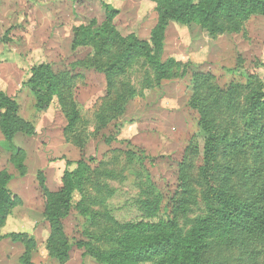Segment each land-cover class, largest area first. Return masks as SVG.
<instances>
[{"label":"rangeland","instance_id":"1","mask_svg":"<svg viewBox=\"0 0 264 264\" xmlns=\"http://www.w3.org/2000/svg\"><path fill=\"white\" fill-rule=\"evenodd\" d=\"M157 23L152 0H0V91L15 99L18 114L35 128L32 135L16 133L9 139L0 126V174L7 175L17 197L0 223V264H100L75 245L64 261L48 249L49 193L61 190L64 171L83 161L121 172L112 182L122 189L121 204L145 167L168 195L191 138L197 136L202 145L198 114L190 103L192 75L210 73L221 87L240 83L264 89V15L251 13L214 34L199 23L169 20L159 32L162 45L154 50L167 63L161 79L145 58L127 55L133 39L151 41ZM83 27L100 34L87 42ZM36 67L51 69L59 83L42 108L28 84ZM69 102L87 139L67 129ZM131 153L144 158L143 167L131 162ZM202 193L203 185L195 180L190 216L203 209ZM132 213L115 211L123 219ZM83 221L72 210L62 219V229L71 239L79 237ZM12 233H23V240H12ZM222 259L234 264L231 256Z\"/></svg>","mask_w":264,"mask_h":264},{"label":"trees","instance_id":"2","mask_svg":"<svg viewBox=\"0 0 264 264\" xmlns=\"http://www.w3.org/2000/svg\"><path fill=\"white\" fill-rule=\"evenodd\" d=\"M152 1L158 23L151 41L133 39L127 55L145 58L158 79L165 76L167 63L160 61L154 50L162 45L159 32L169 20L199 23L214 34L223 31L225 23H236L251 13L264 15V0ZM112 17L113 11L107 12V18ZM107 30L113 32L112 27ZM81 32L87 42L100 34L89 27ZM28 84L39 108L59 85L48 67L31 69ZM190 103L198 114L203 140L200 145L194 135L185 147L174 191L164 195L144 167L130 182L133 192L119 204L117 196L122 189L112 182L121 172L77 161L73 169L64 171L61 190L49 193L53 208L47 215L52 227L48 249L52 254L64 261L75 245L100 264H226L224 254L231 256L234 264H264V89L240 83L221 87L210 73L195 72ZM0 112L1 130L7 138L34 133L32 122L18 114L15 99L3 91ZM66 115L68 131L87 139L71 102L66 105ZM129 158L143 167L144 158L134 153ZM7 178L0 174V223L17 201ZM195 180L203 185L204 207L190 216ZM126 208L133 210L131 218L116 216L115 211ZM72 210L83 217L84 224L80 236L71 239L61 221ZM23 236L12 233L10 237L22 241Z\"/></svg>","mask_w":264,"mask_h":264}]
</instances>
